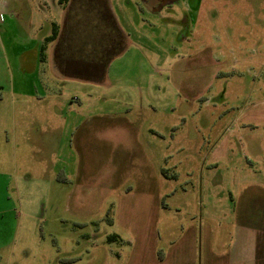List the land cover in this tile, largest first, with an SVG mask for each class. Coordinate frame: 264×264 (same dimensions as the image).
Returning a JSON list of instances; mask_svg holds the SVG:
<instances>
[{
	"label": "rangeland",
	"instance_id": "1",
	"mask_svg": "<svg viewBox=\"0 0 264 264\" xmlns=\"http://www.w3.org/2000/svg\"><path fill=\"white\" fill-rule=\"evenodd\" d=\"M168 1L96 0L97 79L0 89V264H264V0Z\"/></svg>",
	"mask_w": 264,
	"mask_h": 264
},
{
	"label": "crops",
	"instance_id": "2",
	"mask_svg": "<svg viewBox=\"0 0 264 264\" xmlns=\"http://www.w3.org/2000/svg\"><path fill=\"white\" fill-rule=\"evenodd\" d=\"M173 1L178 0H169L168 2ZM100 4L101 2L96 3V0H67L64 4H61L60 0H0V89L11 90L14 98L19 102L29 100V106L32 105V107L33 103L38 104L47 101L51 96L49 90L51 84L48 79L41 77L39 71L43 70L44 65L47 64L50 53L52 54V61L49 64L52 71H59V73L72 78L75 77V79H97L96 64L97 62L99 64L100 58L95 61L97 54L91 48L92 46L96 48L98 35L104 37L101 38V41L107 45V38L102 35V32L104 33V30L107 32L108 29L112 32L114 28L113 20L108 15L107 9H102ZM23 18L29 22L28 27H23L21 24ZM72 21L90 23L93 30L89 34L91 40L88 42L92 45L87 49L88 52L80 51L75 45L74 31L71 28ZM97 23H101V25L98 26ZM55 24L58 35L54 40H48V37L53 33ZM50 25L52 27L51 34L48 32ZM10 39L11 46H9ZM16 43L21 44L22 48L15 50L17 54L14 57V64H12L9 51L14 53L10 47L14 48ZM43 46L44 58L42 59ZM27 49H29V67L27 66ZM84 53L91 54L89 66L83 65V63L81 65L82 61H79V59L82 60L81 55ZM32 56L35 61L37 57L38 64L33 62ZM27 74H29V78ZM57 91L58 94L55 93ZM53 92L55 98H58L60 88ZM36 110V113L29 112V116L42 117V123H44V117L46 120L51 117L48 112ZM46 122L48 123V121ZM42 123H37L36 128H29V132H32V135L29 133V141L35 139V144L29 143V148L32 145L38 149L50 147L51 141L47 134L51 127L44 126ZM34 125L35 122H33Z\"/></svg>",
	"mask_w": 264,
	"mask_h": 264
},
{
	"label": "trees",
	"instance_id": "3",
	"mask_svg": "<svg viewBox=\"0 0 264 264\" xmlns=\"http://www.w3.org/2000/svg\"><path fill=\"white\" fill-rule=\"evenodd\" d=\"M65 1H67V0H60V3H61V4H64ZM106 9H107V7H106ZM107 12H108V9H107ZM108 15H110L111 18H112V14H111V13L108 12ZM112 20H113V18H112ZM114 34L118 35V32H117V30H116V27H115V29H114ZM57 35H58V31H57V26H56V24H55V25H54V28H53V33H52L51 36L48 37V40H54V39L57 37ZM41 58H42V59L44 58V46L42 47ZM116 237H117V235H112V236H110V239H114V238H116Z\"/></svg>",
	"mask_w": 264,
	"mask_h": 264
}]
</instances>
